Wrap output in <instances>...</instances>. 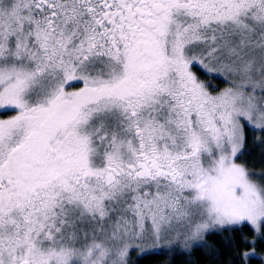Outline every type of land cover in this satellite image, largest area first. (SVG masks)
Wrapping results in <instances>:
<instances>
[{"label":"snow or ice","instance_id":"6c2138e0","mask_svg":"<svg viewBox=\"0 0 264 264\" xmlns=\"http://www.w3.org/2000/svg\"><path fill=\"white\" fill-rule=\"evenodd\" d=\"M0 264H264V0H0Z\"/></svg>","mask_w":264,"mask_h":264}]
</instances>
